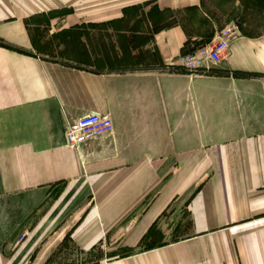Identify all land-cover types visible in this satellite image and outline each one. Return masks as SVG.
Segmentation results:
<instances>
[{
  "label": "crops",
  "instance_id": "1",
  "mask_svg": "<svg viewBox=\"0 0 264 264\" xmlns=\"http://www.w3.org/2000/svg\"><path fill=\"white\" fill-rule=\"evenodd\" d=\"M205 9L0 0V264L66 239L98 264H264V33L237 27L190 73L179 59L218 30ZM91 113L114 133L70 148Z\"/></svg>",
  "mask_w": 264,
  "mask_h": 264
},
{
  "label": "rangeland",
  "instance_id": "2",
  "mask_svg": "<svg viewBox=\"0 0 264 264\" xmlns=\"http://www.w3.org/2000/svg\"><path fill=\"white\" fill-rule=\"evenodd\" d=\"M205 8L206 12L218 22V30L212 41L218 38L222 30L233 25L243 27L247 33H264V0H205ZM179 18L190 26L195 23V20L194 22L189 21L187 13H179ZM22 240L23 238L20 241ZM104 255L101 249L82 252L66 239L51 254V258L45 264H98ZM32 261L34 262L31 259L28 264H32ZM39 262L37 264H41Z\"/></svg>",
  "mask_w": 264,
  "mask_h": 264
},
{
  "label": "built area",
  "instance_id": "3",
  "mask_svg": "<svg viewBox=\"0 0 264 264\" xmlns=\"http://www.w3.org/2000/svg\"><path fill=\"white\" fill-rule=\"evenodd\" d=\"M237 26H229L220 32L217 39L184 54L177 66L190 73L207 69L209 64L218 65L223 62L230 50V37ZM115 124L109 115L91 113L69 122L66 130L67 145L79 150L91 140L113 134Z\"/></svg>",
  "mask_w": 264,
  "mask_h": 264
}]
</instances>
